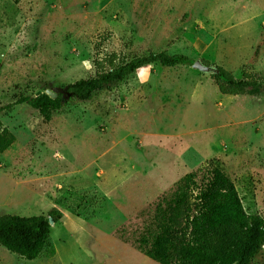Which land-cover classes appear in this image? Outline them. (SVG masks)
Here are the masks:
<instances>
[{"label": "rangeland", "instance_id": "obj_1", "mask_svg": "<svg viewBox=\"0 0 264 264\" xmlns=\"http://www.w3.org/2000/svg\"><path fill=\"white\" fill-rule=\"evenodd\" d=\"M165 51L264 78V0H0V119L17 137L0 154V216L63 213L54 253L0 246V264H159L115 232L140 229L141 211L211 160L264 218V84L225 96L211 74L156 65L89 101L65 97L49 122L17 104L94 76L105 53Z\"/></svg>", "mask_w": 264, "mask_h": 264}, {"label": "trees", "instance_id": "obj_2", "mask_svg": "<svg viewBox=\"0 0 264 264\" xmlns=\"http://www.w3.org/2000/svg\"><path fill=\"white\" fill-rule=\"evenodd\" d=\"M194 62L166 51L133 58L105 53L94 61V76L66 85L56 98L44 92L20 98L17 104H28L49 122L63 108L65 97L89 101L141 70ZM204 63L213 67L211 77L222 95L243 96L264 84V78L248 67L238 78L221 66ZM16 141L14 132L0 119V154ZM49 218L57 223L63 213L54 208L48 215L0 216V246L26 261L37 260L48 250L54 253ZM136 219L142 223L140 229L124 225L115 237L159 264H251L264 247V218L246 209L234 181L214 160L183 176Z\"/></svg>", "mask_w": 264, "mask_h": 264}, {"label": "water", "instance_id": "obj_3", "mask_svg": "<svg viewBox=\"0 0 264 264\" xmlns=\"http://www.w3.org/2000/svg\"><path fill=\"white\" fill-rule=\"evenodd\" d=\"M192 67L202 73H206V74H212L213 73V68L211 66L206 65L203 61L198 60L195 61L194 64L192 65ZM62 92V91H61ZM47 94L51 97V98H56L57 95H55L53 92L51 91H47ZM49 224L51 226H53L55 224V222L53 221L52 218H49Z\"/></svg>", "mask_w": 264, "mask_h": 264}]
</instances>
